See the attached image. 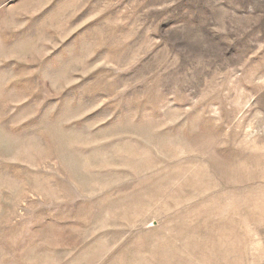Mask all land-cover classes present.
I'll list each match as a JSON object with an SVG mask.
<instances>
[{"label": "rangeland", "instance_id": "obj_1", "mask_svg": "<svg viewBox=\"0 0 264 264\" xmlns=\"http://www.w3.org/2000/svg\"><path fill=\"white\" fill-rule=\"evenodd\" d=\"M0 264H264V0H0Z\"/></svg>", "mask_w": 264, "mask_h": 264}]
</instances>
